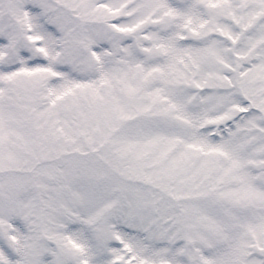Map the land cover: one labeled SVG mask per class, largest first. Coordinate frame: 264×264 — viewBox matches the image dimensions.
<instances>
[{
	"label": "snow or ice",
	"instance_id": "1",
	"mask_svg": "<svg viewBox=\"0 0 264 264\" xmlns=\"http://www.w3.org/2000/svg\"><path fill=\"white\" fill-rule=\"evenodd\" d=\"M0 264H264V0H0Z\"/></svg>",
	"mask_w": 264,
	"mask_h": 264
}]
</instances>
